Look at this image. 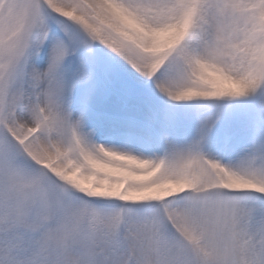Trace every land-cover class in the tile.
Here are the masks:
<instances>
[{
    "label": "snow or ice",
    "instance_id": "1",
    "mask_svg": "<svg viewBox=\"0 0 264 264\" xmlns=\"http://www.w3.org/2000/svg\"><path fill=\"white\" fill-rule=\"evenodd\" d=\"M0 264H264V0H0Z\"/></svg>",
    "mask_w": 264,
    "mask_h": 264
}]
</instances>
